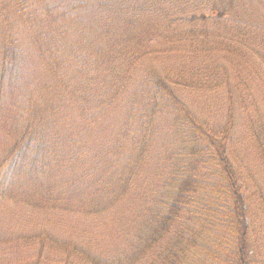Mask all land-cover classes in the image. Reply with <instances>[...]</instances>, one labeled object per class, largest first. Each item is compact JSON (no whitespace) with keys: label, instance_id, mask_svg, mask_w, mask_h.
Returning a JSON list of instances; mask_svg holds the SVG:
<instances>
[{"label":"trees","instance_id":"16d2710c","mask_svg":"<svg viewBox=\"0 0 264 264\" xmlns=\"http://www.w3.org/2000/svg\"><path fill=\"white\" fill-rule=\"evenodd\" d=\"M150 43L184 56L180 75L137 79ZM172 85L220 98L223 126L197 125ZM168 112L196 146L157 198L143 186ZM233 139L264 174V0H0V206L72 221L67 238L14 227L3 242H30L28 264L258 263L264 184L241 178Z\"/></svg>","mask_w":264,"mask_h":264},{"label":"rangeland","instance_id":"374dc122","mask_svg":"<svg viewBox=\"0 0 264 264\" xmlns=\"http://www.w3.org/2000/svg\"><path fill=\"white\" fill-rule=\"evenodd\" d=\"M159 45L160 44L150 43L147 46V55L137 68V79H146V77L150 73H152V69L156 70L160 76H163L167 71L170 72L171 75H180V72H178L181 68L180 65L184 61L186 62V60L183 59L184 56L179 53L168 55L160 54L158 52L156 53V51H158L157 49ZM228 72L230 74L231 69H229ZM227 79L230 82V77H228ZM177 88L172 85V89L178 97L179 101L182 105L185 106L186 109L190 110L192 119L197 125L203 126V129H206V126L208 125L214 124L219 127L223 126L224 122L222 119L224 118V112L222 113V110H220V108L222 107V101H220V98H215L214 96L209 95L204 97L203 92L200 90L186 92V89L184 88ZM219 89L220 88L215 86L212 88V92H216ZM225 89L226 87L220 90L224 91ZM163 104H166L169 107L172 106L170 102H165ZM157 123L158 124L154 131L155 137L153 139L155 148L151 151L152 161L151 166H149V170L147 172V174H149L150 176H147L143 189H155V197L158 198L159 191L165 188V180L169 177H172L178 163L182 161V159H180L179 157L186 156V154L188 153L187 149L190 148V144L194 145V148L196 145L193 141H187L190 140L187 136L188 126L186 124L183 125V121L176 123L174 121V115H171V112H168L166 116L161 115ZM236 133H239V131H236ZM234 139H236V137H234ZM234 139L230 144L229 156L234 166L237 169L242 170L243 175L241 178L246 181V172H249L258 179L259 184H264L263 172L258 171L255 168L257 173H253L252 168L247 166L250 157L245 154L240 144L234 141ZM244 166H247V168ZM12 169L13 167L8 165L7 167H5L3 174L0 173V197L2 192H4L5 188L8 186L7 178L11 176ZM247 184L248 189L246 191L253 194L254 188L251 186V184H249V181L247 182ZM249 205L252 210L255 205V198L250 199ZM256 215H258V212L254 210V216ZM15 217L17 216L12 215V211L10 210V208L0 206V221L5 225L0 230V264H28L26 258L30 257L31 254L36 255L37 249H33V246L30 244V242L27 244V246L23 245V242L21 243V245L12 246L3 242L6 241L5 238L15 235V233L11 232L12 229L16 226L24 224L26 220H28L29 223L30 221H33L32 223L36 224L37 227L42 225L46 229L50 230L54 235L63 238H67L69 236L70 229L68 226L70 225V223H72V221L68 217L65 219H48L36 215L20 214L18 218H24V222L14 219ZM262 221V233H259L257 229H253L254 231L252 232V254L257 256L253 257V261L256 260L254 262H258L254 264L263 263V261L258 259L264 256V218ZM39 222L42 223L39 224ZM254 222H257L256 219H254ZM34 224H32L31 226H34ZM45 254H47V248H45Z\"/></svg>","mask_w":264,"mask_h":264}]
</instances>
